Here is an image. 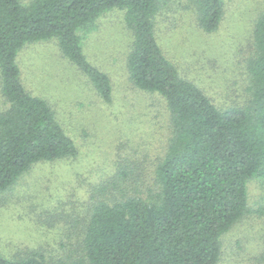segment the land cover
Here are the masks:
<instances>
[{"label":"trees","instance_id":"trees-1","mask_svg":"<svg viewBox=\"0 0 264 264\" xmlns=\"http://www.w3.org/2000/svg\"><path fill=\"white\" fill-rule=\"evenodd\" d=\"M166 1L0 0V82L8 107L0 112V193L39 162L79 154L51 105L22 82L17 60L29 43L56 39L110 103L111 77L88 59L81 32L107 11L124 10L133 36L129 78L159 94L170 118L164 154L145 190H128L134 169L118 161L127 160L120 154L119 175L91 189L74 234L59 243L61 254H0V264H218L222 237L252 212L249 182L264 180V13L254 26L255 51L244 63L245 101L221 107L164 53L155 18ZM191 1L199 27L217 30L224 0ZM133 144L128 138L123 146ZM121 182L126 185L118 188ZM249 256L250 264H264V247Z\"/></svg>","mask_w":264,"mask_h":264},{"label":"rangeland","instance_id":"rangeland-1","mask_svg":"<svg viewBox=\"0 0 264 264\" xmlns=\"http://www.w3.org/2000/svg\"><path fill=\"white\" fill-rule=\"evenodd\" d=\"M191 2L167 0L155 18L164 53L219 106L245 101L244 63L255 51L253 31L264 13V0H224L223 18L210 33L199 27ZM124 16V10L112 9L81 32L88 59L111 77L110 103L63 54L56 39L29 43L20 51L17 62L24 86L51 105L79 154L39 162L0 193L1 255L38 251L51 259L61 254L59 243L74 234L91 189L119 175L118 161L134 169L128 190L135 185L145 190L154 179L170 134L169 112L159 94L141 90L129 78L133 36ZM5 104L0 82V112L8 108ZM128 138L134 140L132 149L123 146ZM120 154L127 160L117 161ZM125 185L121 182L118 188ZM248 189L252 212L222 237L218 264H250L249 255L264 247V214L258 212L264 208V180L255 177Z\"/></svg>","mask_w":264,"mask_h":264}]
</instances>
